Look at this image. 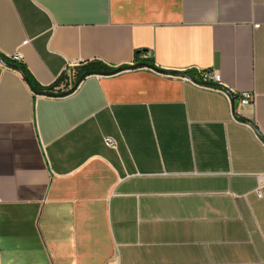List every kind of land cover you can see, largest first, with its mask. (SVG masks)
I'll return each mask as SVG.
<instances>
[{
    "label": "crops",
    "instance_id": "obj_1",
    "mask_svg": "<svg viewBox=\"0 0 264 264\" xmlns=\"http://www.w3.org/2000/svg\"><path fill=\"white\" fill-rule=\"evenodd\" d=\"M136 52L166 74L58 97L0 64V264H264V0H0V54L42 88Z\"/></svg>",
    "mask_w": 264,
    "mask_h": 264
},
{
    "label": "trees",
    "instance_id": "obj_2",
    "mask_svg": "<svg viewBox=\"0 0 264 264\" xmlns=\"http://www.w3.org/2000/svg\"><path fill=\"white\" fill-rule=\"evenodd\" d=\"M142 55L140 52H136L134 55V64H132L131 67L128 68H111L99 61H90L82 64L77 70L74 71V73L71 74V89L62 92L60 90H57L58 87L66 80L65 71L57 78V80L49 87L42 88L40 87L34 79L31 77L29 72L27 71L26 67L24 66L22 61H15L11 57L7 58L0 54V59H2L4 62L10 64L13 66V70L18 71L24 81L27 83L29 88L33 91L35 95H42V96H48V97H58V96H66L70 94L72 89H76V87L85 80V78L93 75H102V76H108V75H115L121 71L124 70H135L140 69L143 67H147L153 71L158 72L157 68L154 66V62L151 56L147 55L146 60H139V56ZM72 93V92H71Z\"/></svg>",
    "mask_w": 264,
    "mask_h": 264
},
{
    "label": "built area",
    "instance_id": "obj_3",
    "mask_svg": "<svg viewBox=\"0 0 264 264\" xmlns=\"http://www.w3.org/2000/svg\"><path fill=\"white\" fill-rule=\"evenodd\" d=\"M11 58L15 61H22L21 56L19 54H15ZM138 59L139 60H146L147 55L142 54L139 56ZM66 71H67V69L65 70L66 80L57 89V90H60L62 92H66V91L70 90L71 86H72L71 85V75L69 76L66 73ZM184 74H186V72H182V74L178 75V76L185 78L188 82H190L191 84H193L196 87L204 88V89H216L219 92H221L224 96H226L227 99H229V97L232 96V94L225 92V91L221 90L220 88L216 87L218 85H221L220 76L216 72H211V73L200 72V75H201L200 82H194L191 79L187 78ZM237 96L239 97V105L240 106H247V105H251L253 103V99H254L253 93L242 92L241 94H239ZM104 144L106 147H108L110 149L116 148V143L111 138H105ZM262 186H264V178H261L260 183L258 184V189L261 188ZM258 189L256 190V193H257V196H260Z\"/></svg>",
    "mask_w": 264,
    "mask_h": 264
},
{
    "label": "water",
    "instance_id": "obj_4",
    "mask_svg": "<svg viewBox=\"0 0 264 264\" xmlns=\"http://www.w3.org/2000/svg\"><path fill=\"white\" fill-rule=\"evenodd\" d=\"M0 64L3 65V66H5V67H7V68H13L12 65H10V64H8V63H6V62H4L2 59H0ZM158 72L161 73V74H166V72H161V71H159V70H158ZM74 90H75V89H72L71 92H73ZM71 92H70V93H71Z\"/></svg>",
    "mask_w": 264,
    "mask_h": 264
},
{
    "label": "rangeland",
    "instance_id": "obj_5",
    "mask_svg": "<svg viewBox=\"0 0 264 264\" xmlns=\"http://www.w3.org/2000/svg\"><path fill=\"white\" fill-rule=\"evenodd\" d=\"M74 69L75 68H69V69H67V71H66V73L70 76L72 73H74Z\"/></svg>",
    "mask_w": 264,
    "mask_h": 264
}]
</instances>
